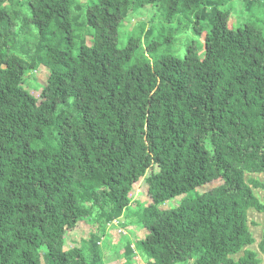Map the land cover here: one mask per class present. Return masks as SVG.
Instances as JSON below:
<instances>
[{
  "label": "trees",
  "instance_id": "trees-1",
  "mask_svg": "<svg viewBox=\"0 0 264 264\" xmlns=\"http://www.w3.org/2000/svg\"><path fill=\"white\" fill-rule=\"evenodd\" d=\"M5 2L0 264L111 263L104 237L120 219L147 230L121 235V264L134 243L148 264H260L248 212L264 213L263 185L247 176L264 173V0ZM158 9L169 36L142 24L120 45L129 14ZM184 21L203 42L172 53ZM41 67L37 97L26 85ZM141 179L145 204L134 198ZM82 220L95 230L68 239Z\"/></svg>",
  "mask_w": 264,
  "mask_h": 264
},
{
  "label": "rangeland",
  "instance_id": "rangeland-1",
  "mask_svg": "<svg viewBox=\"0 0 264 264\" xmlns=\"http://www.w3.org/2000/svg\"><path fill=\"white\" fill-rule=\"evenodd\" d=\"M19 0H6L5 4L10 6L11 8L17 7V2ZM21 1V0H20ZM86 0H80L81 5L84 6ZM20 7V6H18ZM73 15L79 16V22L82 23V11H78L76 8L73 9ZM237 23V16L235 14H232L229 25L230 27H234ZM145 24V29L149 30L150 28L153 30H156L157 33L161 31L162 28L165 27V31H163L164 35L167 37L170 35L171 28H169L170 25H167V23L163 19L162 11L161 9H158L154 11L152 14L148 12L147 10L141 11L138 14L132 13L129 14V16L125 19L123 26L120 28L119 32V43L120 45H123L127 39L128 35H131L132 33L136 32V29H139V27ZM139 26V27H138ZM193 26L186 25V22L184 21L182 26L179 30H176L178 26L173 25L174 32V39H173V45H171L170 49L172 50V53L175 51L176 53H182L186 50V46H188L192 42H196V40H200V42H203L205 33L199 38L195 36L193 29ZM170 29V30H169ZM173 30V31H174ZM142 42H146L145 34H142ZM165 51L162 49L158 50L156 52V56L164 54ZM48 77H49V71L45 67H41L35 72L34 77L32 80L26 85V88L33 94H35L37 97H40L42 93V89L37 88L36 86H46L48 83ZM37 88V89H36ZM248 177L256 178L263 186L255 188L256 195L264 202V173L261 174H254V175H248ZM221 182L214 181L209 185H206L204 187H201L198 189V192L202 193L206 190H209L212 187H215L219 185ZM134 198L141 203H147L149 202V196H148V184L145 182L144 179H141L137 182L135 186V196ZM178 201H170L165 204V208H169L170 206H175ZM264 225V213L257 212L253 209L249 210L248 212V226L250 228V231L255 238V243L248 248L255 251L257 253L258 259L260 260V264H264V254L259 250L258 244L261 240L262 236V230ZM109 228V227H108ZM95 230L94 226L89 222L88 220H82L79 221V223L71 230L68 231L67 238L68 239H86L89 237V234L92 233ZM107 236L104 237V249H105V257L108 261H112L111 263L106 264H121L125 263V259L123 256H119V254H115L114 247H117L119 244V240L121 239V235H127L132 240H137L143 238L147 234V230L145 228H141L138 226H130L128 228L124 229V232L118 233V229L114 227H110L107 231ZM134 240V241H135ZM106 244V246H105ZM134 245V261L132 264H148V262L144 259V257L141 256L140 253H138L137 247ZM123 252V251H122ZM121 252V253H122ZM243 253H240L239 255L235 256V258H238Z\"/></svg>",
  "mask_w": 264,
  "mask_h": 264
},
{
  "label": "built area",
  "instance_id": "built-area-1",
  "mask_svg": "<svg viewBox=\"0 0 264 264\" xmlns=\"http://www.w3.org/2000/svg\"><path fill=\"white\" fill-rule=\"evenodd\" d=\"M122 222H123V219L115 220V221L109 223L108 227L110 228L112 226L114 228H117L118 231H119L118 233H122V232H124V228L120 225ZM131 247L134 249V245L133 244L131 245Z\"/></svg>",
  "mask_w": 264,
  "mask_h": 264
}]
</instances>
